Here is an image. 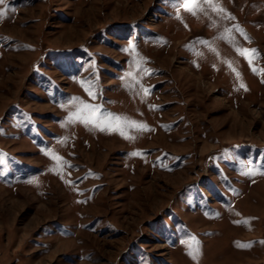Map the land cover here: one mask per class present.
Returning <instances> with one entry per match:
<instances>
[{"label":"rangeland","instance_id":"374dc122","mask_svg":"<svg viewBox=\"0 0 264 264\" xmlns=\"http://www.w3.org/2000/svg\"><path fill=\"white\" fill-rule=\"evenodd\" d=\"M202 8L0 4V264H264V0Z\"/></svg>","mask_w":264,"mask_h":264},{"label":"snow or ice","instance_id":"6c2138e0","mask_svg":"<svg viewBox=\"0 0 264 264\" xmlns=\"http://www.w3.org/2000/svg\"><path fill=\"white\" fill-rule=\"evenodd\" d=\"M4 0H0V4H3ZM174 6L176 7H184L187 11H190L192 14H195L199 9L203 11L202 4L207 3L209 6H214V0H173ZM2 13H0V17H2ZM242 32V30H240ZM246 37V34H245ZM247 38V37H246ZM239 53L245 56L248 59L250 66L253 65V61L259 59L258 50L256 49H238ZM229 66L230 62H229ZM253 72H259L264 74V69H258L256 67H252ZM146 72L150 74L151 70L145 69ZM235 71V69H233ZM131 75V74H130ZM239 78L240 74L236 73ZM241 88L247 90L246 85L241 83ZM145 92L148 93L149 90L145 89ZM89 95L92 98H95V93L89 89ZM74 103H79L82 105L81 111L77 114H73V116L69 117L70 122H76L77 120L81 123H84L86 126L91 125L97 128L100 131H119L121 135H124V127L123 125L126 123L129 127L136 128L137 130H145L150 131L146 124H141L136 121H127L126 118L118 117L115 114L108 112L102 108L101 105H94L86 103L80 98H73ZM95 114V115H93ZM131 139L132 137H127ZM138 153H132V155H137ZM58 161H62L60 157H53ZM63 164L67 165L66 161H63ZM260 174H264L262 171ZM264 243V242H262ZM242 247H248L250 245H238Z\"/></svg>","mask_w":264,"mask_h":264}]
</instances>
